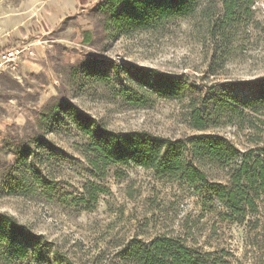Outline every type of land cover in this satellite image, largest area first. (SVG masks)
Here are the masks:
<instances>
[{
  "label": "rangeland",
  "instance_id": "374dc122",
  "mask_svg": "<svg viewBox=\"0 0 264 264\" xmlns=\"http://www.w3.org/2000/svg\"><path fill=\"white\" fill-rule=\"evenodd\" d=\"M100 1L0 0V43L34 51L17 71H0V213L33 234L26 258L12 256V240L0 236V264H134L125 251L163 236L212 252L214 264H264V194L259 212L240 224L221 218L219 203L205 205L206 193L149 168L113 164L105 177H95L79 147L89 137L69 115L51 114L70 102L117 133H198L189 124L193 98L199 105L223 99L239 108L254 102V82L264 78V0H253L250 12L232 18L222 0H202L186 19L117 37L96 10ZM14 16L20 17L16 23ZM89 65L94 75H87ZM148 69L182 78L184 94L166 97L140 88L136 79ZM132 89L146 96V106L130 104ZM224 109L209 131L242 150L264 149V141L254 145L248 139L253 130L240 129L236 113ZM39 139L46 143L38 145ZM16 147L35 152L22 159ZM44 160L52 162L50 171ZM33 168L56 181L57 190L12 192L15 179L31 184Z\"/></svg>",
  "mask_w": 264,
  "mask_h": 264
},
{
  "label": "trees",
  "instance_id": "16d2710c",
  "mask_svg": "<svg viewBox=\"0 0 264 264\" xmlns=\"http://www.w3.org/2000/svg\"><path fill=\"white\" fill-rule=\"evenodd\" d=\"M200 1L101 0L96 10L103 16L109 35L117 37L163 28L172 21L186 19L196 12ZM222 1L227 18L234 17L238 12H250L253 4V0H247L246 4L243 0ZM6 49H10V46L0 47V51ZM85 71L88 76L94 75L95 66L89 65ZM136 80L140 88L166 97H180L188 86L182 78L158 69L141 71ZM254 85L257 88L254 102H247L242 108L232 107L223 99H215L213 104L210 99H203L202 105H199V99L193 98L190 101L189 124L199 132L183 138L165 137L143 130L113 132L70 102L59 104L51 113L55 117H50L69 115L77 129L89 137V141L79 147L92 168L93 176L105 177L113 164L149 168L157 177L187 183L206 193L205 205L207 202L219 203L225 209L219 213L221 218L242 224L249 214H256L260 210L258 201L264 194V149L252 147L242 150L226 135L209 129L220 124L224 108L229 107L231 112L236 113V126L253 130L248 139L254 145L263 142L264 78L255 81ZM131 92L130 104H148L146 96L137 89ZM228 120L234 122L233 115ZM45 143L44 139H39L37 144L42 146ZM34 152L31 147L14 149V153L22 159ZM43 162L50 171L52 162ZM31 171V184L26 182L25 177L15 179L12 192L22 190L29 193L37 186L48 193L57 190L56 181L41 170L33 168ZM210 172L222 178H211ZM97 190L101 191V188ZM3 234L12 240L9 246L12 256L26 258L29 255L30 248L25 244H30L33 234L13 216L0 213L1 238H4ZM124 255L134 264H214L212 252H202L181 238L169 236L156 237L146 247L132 246Z\"/></svg>",
  "mask_w": 264,
  "mask_h": 264
},
{
  "label": "built area",
  "instance_id": "2783aa9c",
  "mask_svg": "<svg viewBox=\"0 0 264 264\" xmlns=\"http://www.w3.org/2000/svg\"><path fill=\"white\" fill-rule=\"evenodd\" d=\"M28 53L34 54V51L27 45L0 51V71H17L21 63L25 62V55Z\"/></svg>",
  "mask_w": 264,
  "mask_h": 264
},
{
  "label": "crops",
  "instance_id": "0c3cea01",
  "mask_svg": "<svg viewBox=\"0 0 264 264\" xmlns=\"http://www.w3.org/2000/svg\"><path fill=\"white\" fill-rule=\"evenodd\" d=\"M18 19H20V17L18 18V17H15V16H14V17L12 18V22H13V23H16V22L18 21ZM12 26H13V25H12ZM12 31H13V30H12ZM9 34H11V31L9 32ZM8 46H9V45H8ZM0 47L4 48V46H3L1 43H0ZM10 48H13V47L10 46Z\"/></svg>",
  "mask_w": 264,
  "mask_h": 264
}]
</instances>
